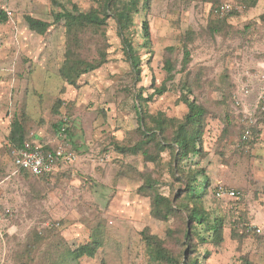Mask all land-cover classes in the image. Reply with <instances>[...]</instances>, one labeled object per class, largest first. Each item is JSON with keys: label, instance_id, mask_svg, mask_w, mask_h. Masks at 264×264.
Wrapping results in <instances>:
<instances>
[{"label": "rangeland", "instance_id": "obj_1", "mask_svg": "<svg viewBox=\"0 0 264 264\" xmlns=\"http://www.w3.org/2000/svg\"><path fill=\"white\" fill-rule=\"evenodd\" d=\"M222 3L241 10L219 15ZM74 5L101 16L107 5L110 12H132L126 35L140 70L113 15L100 24L55 22V12ZM0 9L8 14L0 25V264H63L71 249L89 241L100 246L82 264H162L151 258L149 236L181 264L187 249H196L190 258L198 264H264V235L247 232L248 225L264 229V109L256 107L264 0H0ZM27 15L51 26L44 34L32 31ZM146 19L150 45L143 37ZM166 58L175 76L157 94ZM84 61L99 66L83 72ZM245 85L251 94L237 104ZM185 99L207 109L202 153L176 162L172 150L160 151L155 141L144 144L149 159L142 151L118 150L147 140L136 105L154 127L155 117L182 119ZM15 119L25 127V140L51 149L62 142L57 124L67 119V148L76 159L49 177L16 170L8 139ZM196 169L209 185L192 197L186 187ZM198 177L202 187L204 176ZM219 185L239 190L240 198H217ZM155 192L173 200L176 211L168 220L152 212ZM193 206L211 219L224 218L220 242L203 225L187 240Z\"/></svg>", "mask_w": 264, "mask_h": 264}, {"label": "trees", "instance_id": "obj_2", "mask_svg": "<svg viewBox=\"0 0 264 264\" xmlns=\"http://www.w3.org/2000/svg\"><path fill=\"white\" fill-rule=\"evenodd\" d=\"M219 6V5H218ZM104 12V16H101L98 11H82L76 5L73 6V9L64 10L55 12L54 20L55 22H60L61 20L85 22L100 24L110 15H113L117 20L119 25V34L123 39V44L125 46V51L133 67H136L137 70H140V57L137 54V49L132 44V41L127 37V31L133 23V13L127 10L124 11H111L107 5ZM113 12V13H112ZM232 12V11H231ZM28 28L32 31H35L39 34H44L47 32L48 28L51 26V23L44 21L42 19L27 15L25 17ZM8 21V14L3 9H0V25ZM143 37L145 38V44H151V30L150 23L146 19L142 24ZM189 61V51L185 50V63ZM83 72H89L96 69L99 66V63H93L89 61L83 62ZM165 67L167 70L166 79L163 84L156 89L157 94H163L167 90V82L174 79L173 73V63L170 58H166ZM185 102L188 106V112L184 115L182 119L168 118V117H155L154 118V127H150L144 121L142 116V111L140 110V105H136L137 113L140 118L141 128H144L142 132L146 136L147 140L139 142L132 147L118 146L120 152H132L138 153L142 151L146 154V158H150L148 149L144 147V144L149 141H155V144L158 146L160 151H163L167 148L171 149L176 162H181L182 159L189 158L190 154H200L203 151L202 140L205 132V119L207 116V109L204 105L198 103L195 100L185 99ZM62 121L57 124L58 131L60 130ZM171 127L172 135L170 137L166 136L165 131ZM245 130L243 128V134ZM26 130L21 121L18 119L13 120L11 123L10 133L8 139L11 145L14 148L20 147L25 140ZM68 136V129L66 131ZM46 149H50L46 147ZM25 173H29L25 170H21ZM30 175H33L29 173ZM199 175L204 176V185L201 187V181H199ZM34 176V175H33ZM186 187V192L192 197H197V194L200 188H206L209 185V178L205 175L202 169H196L194 173L189 175ZM176 211V207L173 204V200L168 196L162 195L158 192L154 193L153 196V208L152 212L157 218L168 220L171 215ZM187 229L185 232V237L187 240H193L192 235L199 236L198 225L204 226V232L209 233L210 236L218 243L222 240V230L224 227V218L215 217L214 219L210 218V215L200 209L199 207L193 206L188 215ZM187 223V224H188ZM205 239V237H203ZM189 243H192L190 241ZM147 244L151 249V258L155 261H159L162 264H181V261L161 244L160 239L155 236H149L147 238ZM193 244V243H192ZM100 244L97 241H89L82 243L69 251V260L66 259L63 264H82L81 259L85 256L94 257L98 251ZM196 249L191 251L187 249V261L184 264H198V259L196 257L190 258V254L195 253ZM59 264V263H57Z\"/></svg>", "mask_w": 264, "mask_h": 264}, {"label": "built area", "instance_id": "obj_3", "mask_svg": "<svg viewBox=\"0 0 264 264\" xmlns=\"http://www.w3.org/2000/svg\"><path fill=\"white\" fill-rule=\"evenodd\" d=\"M241 7L238 5H232L230 3H222L216 7L215 12L219 15H224L231 11H240ZM259 82L261 86L259 88L258 102L256 107L261 106L264 109V61L259 67L258 73ZM251 88L248 85L243 87L244 94H249ZM237 104L241 102V99L236 95ZM68 120L62 121L61 128L59 130V136L62 137V142L56 148L46 149L42 144H37L29 139L24 140L23 144L14 149V165L16 170H25L34 176L49 177L56 173L60 166L68 161L76 159V154L71 152L68 147L66 131L68 129ZM244 121L248 123L252 122L250 117L244 116ZM250 127H246L244 132V138H248L251 135ZM241 192L234 188H227L219 185L215 189V196L217 198L228 197L230 199L240 198ZM247 232L257 233L264 235V229L255 225H248Z\"/></svg>", "mask_w": 264, "mask_h": 264}, {"label": "crops", "instance_id": "obj_4", "mask_svg": "<svg viewBox=\"0 0 264 264\" xmlns=\"http://www.w3.org/2000/svg\"><path fill=\"white\" fill-rule=\"evenodd\" d=\"M251 91H252V90H251ZM251 91H250V92H251ZM250 94H251V93H249V94H244V92H243V87H242L241 92L239 93L238 96L240 97L241 100H243V99L245 100L246 98H248V97L250 96ZM258 95H259V93H258ZM257 102H258V96H257ZM1 140H2V139L0 138V143H1ZM15 172H16V170H15Z\"/></svg>", "mask_w": 264, "mask_h": 264}]
</instances>
